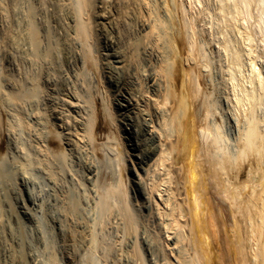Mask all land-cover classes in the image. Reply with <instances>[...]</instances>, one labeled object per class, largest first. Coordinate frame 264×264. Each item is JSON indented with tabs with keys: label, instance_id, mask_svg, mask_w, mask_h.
Instances as JSON below:
<instances>
[{
	"label": "bare ground",
	"instance_id": "obj_1",
	"mask_svg": "<svg viewBox=\"0 0 264 264\" xmlns=\"http://www.w3.org/2000/svg\"><path fill=\"white\" fill-rule=\"evenodd\" d=\"M100 1L101 4L105 2V0ZM110 1L112 3L108 7L115 8L118 17L125 20H128L124 17L129 13V6L131 8L134 2L138 3L139 6L136 8L139 7L140 12L142 11V19H139L141 21L138 30L146 31L145 34H142L144 36L142 37L143 41H141L144 49L142 51L143 56H145L143 61H146V65L144 64L145 61L143 62L145 69L142 65L141 68L143 69L136 72V68L132 67L135 64L133 65L130 60L136 59L135 47L130 48L128 53L121 52L119 54V51H115L113 54H104L106 57L115 58L118 62L121 59L120 63L126 62V70L131 68L130 81L127 83L120 80L121 70H111V81L114 84L116 94L115 101L116 105L123 110L121 122L125 127L124 134L126 135L121 133L112 104L114 102H112L108 94L109 91L103 82L104 71L99 64V62L101 63V60H98L99 55L97 51L95 52L91 48L93 44H91L90 38L93 34L90 33L92 24L89 10L92 7L93 0H77L75 24L80 47L84 49L81 50L84 51L87 64L95 68L97 82L101 86V90L97 99L89 101H85L86 99L83 101L82 98L72 93L65 94L62 103L58 102L61 109H59L61 111L59 117H63L61 123L66 126L65 131L67 133L64 129L59 130L57 123L52 122L49 116L48 121L46 118L43 120V122L47 121V126L42 127L44 129L47 127L48 130L39 132L40 129L37 133L35 132L34 141L44 148L47 156L54 151L52 145L57 144L59 148H56L61 150L59 151L60 155H64L63 158H65L66 151L73 150L74 143L79 145L78 141L74 142V138L72 140L74 134L71 133L73 132H75V135L83 132L81 135L82 140L86 139L87 136L88 140L90 139L89 141L92 142L104 139L113 142L114 144H111V146H116L117 184L113 186L111 184V188L109 187L110 189L106 190L103 205L95 202L106 208L109 207V205L107 206V199L110 193L118 195L125 205L126 215L123 213L124 220L127 218L128 223L132 226L136 222L135 216H139V214L135 215L133 210L149 217L154 215L155 210L163 215V209L169 215V218H172L173 226L177 230L171 238L173 251L180 252V248H184V253L189 252L190 255L189 257L188 255L186 257L177 255L180 263H214L212 247L213 243H216L220 238L228 258V264H264V0ZM150 2H152L151 4L157 3L158 11L151 10ZM85 13L88 16L86 18L84 17ZM104 13L106 14V12ZM105 14L99 12V14H96V18L109 20V17L104 16ZM98 23L100 24V22ZM22 30L21 32H23ZM32 32L31 35H35V31ZM33 42L37 44L36 40H33ZM140 45L138 43V46ZM33 47L35 49L31 47V50L38 49L35 46ZM213 65L216 68L214 70H217L220 74L219 78L223 83L222 85H224V89H218L220 86L217 85V89L209 92L207 87L215 85L211 76L214 71L212 70ZM113 68L116 70L119 67L114 66ZM212 74H215V72ZM12 77L7 71V67L5 68L4 65L0 64V264H20V260L15 255L16 247L19 244L15 234L18 223L15 214L16 207L20 209V213L33 220V232L36 242L48 245V248L49 246L55 248L53 244L56 236L53 237L54 233L47 225V220L43 219L44 216H37L38 211L36 209H41L42 206L36 203L37 201L32 192L29 193L32 190L28 191L27 186L30 185V180L27 179L29 178L27 175L21 177L19 183L24 191L28 193L27 201H30L31 205H26V200L24 201L19 197L20 193L16 181V172L19 170L17 168V161H19L17 150L19 148H17V141L15 140L17 110H15L14 105L21 98L35 97L40 90H37L33 84L32 87L34 88L30 91V85L26 86L27 88L29 86L27 91H20L22 88L17 89V82L15 81V83V79ZM214 77L216 76L214 75ZM217 81L216 83H220V80ZM43 89L41 92L45 91V88ZM39 95L37 98L40 99ZM41 98L43 104L51 102L49 94ZM26 99L24 98V101ZM31 100L30 102H32ZM30 102L29 105H31ZM30 107L35 108V104ZM43 110L40 111L43 112ZM38 114L42 115V113ZM37 117L34 116L32 121H39ZM53 119L55 121L56 119L61 120L57 116H53ZM103 119L106 123L104 126L108 127V132L104 134L101 132L104 130L101 125ZM223 121L228 122V125L233 129L234 135L232 134L231 141L227 138L228 135L223 132V129L228 126H223L222 129ZM41 122L42 120L39 123ZM38 124L37 126H39ZM32 126L28 127L32 130ZM95 128H98V131ZM26 134L29 135L28 132ZM123 135L127 140L129 149L124 145ZM107 141L106 143H108ZM32 143L30 145H33ZM23 147L27 148V146ZM30 152L34 154L35 151ZM39 152L38 156H40ZM44 152L40 154L45 156ZM67 156L68 154L66 158H68ZM52 158L54 157H51V161ZM42 160L45 161V159ZM127 161L131 162L132 167H127ZM37 162L36 166H39ZM84 166L86 167V164ZM160 167L165 168L163 174L160 172ZM86 168L89 172L87 175H90L93 172L92 168H90V165L89 168ZM127 170L135 172L134 184L137 187L130 183L126 174ZM74 173V175L77 174ZM68 174L71 176L70 173ZM78 178L80 179V177ZM87 178L89 179V177ZM149 178H155L160 182L169 181V199L165 200L163 208H161L155 197L157 188L155 183L157 182H151L152 180H150L153 185L149 186ZM82 179L81 182H84L85 179H83L84 181ZM206 181L210 182L209 185L213 187L219 198L223 197L224 200L228 201L223 208L210 205L206 196V185L208 184H206ZM129 190L135 193V202L131 203V206L129 204L130 197L127 195ZM137 197H140V199ZM115 200L117 202V199ZM115 200H112L113 203ZM48 202L50 206L54 202L57 204V200L54 198ZM98 207L100 208V206ZM51 221L56 223L55 219ZM135 229H137V226ZM91 230L93 229L91 228ZM29 239L31 240V238ZM30 240L27 237V240L21 242L22 248L26 251L21 264H45L42 261L43 259H39L37 247V254L34 247V250L32 249ZM166 242L168 241L166 240ZM187 248H189V251H187ZM181 253L183 254L182 250ZM167 254L165 253V256H168ZM48 261L49 264H59L54 253H51ZM68 262L72 264L70 260Z\"/></svg>",
	"mask_w": 264,
	"mask_h": 264
},
{
	"label": "rangeland",
	"instance_id": "obj_2",
	"mask_svg": "<svg viewBox=\"0 0 264 264\" xmlns=\"http://www.w3.org/2000/svg\"><path fill=\"white\" fill-rule=\"evenodd\" d=\"M20 1L21 0H18V1L17 0H0V47H1L0 48V58H1L0 64H2V66L4 65L5 68L7 67V71L9 72L11 77L14 76L12 78L15 79L14 82L15 81L17 82L16 84L18 85L17 89L22 88L20 91H27L29 86L28 88L26 86L30 85L29 91L35 87L37 88V90H40L38 91L39 93L41 94L43 92L44 93L42 95L41 94L39 95V93H37L40 99L37 98L38 95L35 96L36 98L34 96H31V98L24 97L25 99L27 98L25 101H24V98H21L19 102L17 101L14 105L15 110H17L16 111L17 112L16 113V117H17L16 123L17 124L15 127L16 129L15 130V135H16L15 140L17 141L16 142V145L18 146L17 148L19 149L21 148L20 150L19 149L17 150L18 153L20 154L18 156V153H17V159H19V161H17L18 163L17 168L20 171L17 170L16 172V177H17L16 181L18 185L17 187L19 189L18 191L20 193L19 197L24 199V201L26 200V205H31L30 201H27V197L29 196L28 193L24 191V188H22L19 183L21 177L23 176L26 177V175L29 177L27 178L28 180H30L29 182L30 185L27 186V188L29 189L28 191L32 190L29 193L32 192L33 197L37 201L36 203L42 206L41 209L40 208L36 209V211L39 212V213L37 212V216L43 215L44 216L43 219L45 221L47 220L46 221L47 225L51 228V232L54 233V234L52 233L53 237L54 235L57 236V237L55 236L54 238L53 245L55 246V248H52L50 246L48 248V245H45V244L42 245V243L36 242L35 235L33 232L34 230L33 220L23 215L22 213H20V209L16 207L15 214L17 216L18 223L16 226L15 234H16V238L19 244L16 247L15 255L18 258V260H20V264L23 262V256L25 255V252H26L22 248L21 242L23 240H27V237H28V240H30L29 238H31L30 244L32 242L31 244L32 249L34 247L35 250L34 249L33 250L36 251V247H37V251L39 250L38 251L39 259L40 260L43 259L42 261H44L45 264H49L48 258L50 257L51 253H54L56 255L59 264H62V263L69 264L68 260H70L71 261L70 263L72 264H85V263L86 264H95V263L96 264H178V263L183 264V263H180L177 255H179L180 257H186L188 255L189 257L190 256L189 252L187 254L184 253V248L183 249L180 248V252L177 250L173 251L172 249L173 246H171V243H172L171 238L173 237V235H175V232L177 230L175 229V226H173L174 223H172V218L171 217L169 218V215H167V213H165L163 209H162L163 215L159 214L158 213L159 211L155 210L154 215H153L154 217L152 215L149 217L145 215H141L142 213H139L138 211L133 210V213L135 212L134 213L135 215L139 214L138 217L135 216L136 222L134 225L137 226V229H135L136 226L134 225L132 226L131 224H129L126 216H125L126 219L124 220L123 216L124 214L126 215L125 210H124L125 205L122 202V199L118 197V195L110 193V196L107 199V206L109 205V207L103 208V206H101L104 203V196H105L104 194H106L105 193L106 190H109L111 188V184L112 186L117 184V179H118L117 177L118 175L117 158H116V150H115L116 146L115 145L114 146L112 145L113 147L111 146V144H114L113 142H108L105 139L92 142V141H89L90 139L88 140L87 136H86V139L82 140L81 135L83 132L78 133L79 135H75V132H73L71 133V134H74L72 137V140L75 139L74 142L78 141L79 145L73 142L74 152L73 150L66 151L67 152L66 155L68 154L67 156L68 158H66V155H65V158H63L62 156L64 155H60L61 150L57 149L59 148L57 144L52 145V147L54 148L53 149L54 151L53 153H49V156H47L46 153L44 152V148L39 144L37 145V142L34 141L35 132L37 133L40 129L41 131L39 132H43V130L45 132L46 129L48 130L47 127L45 129L42 127L44 125L47 126V121L50 118L52 122L57 123L56 125L58 126L59 130L64 129L65 131L66 126H63L61 123V121L63 122V119H62L63 117H59L60 116L59 113L61 112L60 103H62V99L65 94L67 93L75 94L76 96L82 98L83 101L85 99H86L85 101L95 100V98L97 99V97L99 96L98 94L101 90V86L97 82V74H96L94 66L91 67L89 66V64H87L86 62L87 59H85L86 57L84 55V51H82L84 49L83 47H80V40L78 38L79 35H78V31L76 30V24H75L76 16H77V12L75 10L78 7L77 6L78 2L76 3L77 0H22L21 2ZM111 3L112 1L110 0H105V2L102 4L100 0H93L92 7L89 10V13L91 15L90 16L91 24L93 25V26L91 25V29L93 32L90 31V33H92L93 35H91L90 40H91V44H93L91 45V48H93L95 52L97 51L99 55L98 60H101V63L99 62V64L104 71L103 82L109 91L108 94L111 97L112 102H114L112 104H113V108H114V111H115V114L118 120V125L120 126L121 133L124 134L125 127L123 126L121 122V119H122L121 115L123 114V110H121L116 105L115 87L111 81L112 80L111 72L113 70L114 71L121 70L122 76L121 78L120 77L119 78L123 83L124 82L127 83L130 81L131 68L126 70L127 69L125 68L127 66L126 62L120 63L121 59L118 62L115 60V58L106 57L104 54H113V52L115 53V51L117 52L119 51L120 52L119 54H121V52L128 53V51H130V48L132 49L135 47L134 49L136 52L135 53L136 59L130 60L132 61L133 65L135 64L132 67L136 68L135 70L136 72L137 70H142L143 68L145 69L146 67L143 65V62L145 61V60L143 61V59H145V56H143L144 54L142 52L144 49H143V43L141 41H143L142 37L144 36V35L142 36V34H145L146 31L138 30L139 29L138 26L141 21L139 19L140 18L142 19V16H141L142 11L140 12L139 7L136 8L137 6H139L138 3L134 2L131 8L129 6V9H128L129 13H127V16L124 17L130 21L119 18L116 12V9L115 8L112 9L111 7H108V5H111ZM151 3L152 2H150L151 10H154V12L158 11L157 3L156 4L155 3L151 4ZM103 11L106 12V14ZM99 12H102L103 14H105L104 16L109 17L108 18L109 20H106V19L103 20V19L96 18L97 17L96 14H99ZM136 16H140V17H136ZM84 17L85 18L88 17L86 13L84 14ZM116 17H117V20H116ZM119 19H122V20H119ZM98 22H100V24ZM29 26L32 27V31H35L34 32L35 35H31V33L33 32L31 31V27ZM21 28L24 30H22ZM21 30L23 32H21ZM29 35H31L32 37ZM19 37H22V38L19 39ZM75 37L77 38L75 39ZM31 39H32V42H31ZM24 40L26 43L24 42ZM29 40L31 43L29 42ZM33 40H36L37 44H34ZM17 42L18 43L23 42V43L18 44ZM138 43H140L142 46L141 45L138 46ZM37 45L39 46L37 47ZM30 46L33 49H35L33 46L37 47L38 49L35 50L36 51L35 52L34 50H31L32 48ZM145 63L146 61L144 62V64ZM114 66L119 67V68L115 70L113 68ZM214 69L216 68L213 65L212 70ZM132 72L134 73L133 70ZM214 72L215 74H212ZM212 73H211V76L213 79V84L215 85H213L212 87L210 86L207 87L209 92H212L214 89H217L218 86H220L218 87V89L224 87V85H222L223 83L221 82V79L219 78L220 74L218 73V71L214 70ZM214 75L216 77H214ZM219 80L221 84L216 83V81L219 82ZM24 88H26V90H24ZM43 88H45V91L41 92V90H44ZM46 94L50 95V99H51V102H49L50 104L49 103L46 104L45 102H44L45 104H43V101H41L42 100L41 97L45 96ZM55 98L57 99L59 98V99L57 100ZM29 99L30 100L33 99L31 100L32 102H30ZM40 101L42 102L43 105L41 104ZM29 102L31 103V105L28 104ZM34 104H35V108L30 107L32 105L34 106ZM57 104L59 105L56 106ZM43 107H45L44 110H43ZM57 109L58 110L60 109V110L58 111ZM40 110L41 111L43 110L44 114ZM46 110L48 111L46 112ZM38 113H42V115H39ZM233 113H235V111H233ZM30 116H32V118H30ZM34 116L35 117L38 116L37 118L39 121H36V122L32 121ZM49 116L50 118H48ZM53 116L54 117L57 116L61 120L56 119L55 121V119H53ZM45 118L47 121L43 122ZM41 120L43 123L42 122L39 123ZM31 122L34 124H32ZM222 123H223L222 129H223V126L226 127L229 124L228 122L225 123V121H223ZM37 124L39 126L41 125V127L39 128ZM101 125L104 127V130L101 131L102 134L107 133L108 127L104 126L106 125L104 119L102 120ZM28 126L30 127L32 126V130ZM36 127L39 129H37ZM226 129L229 132H226L227 131ZM95 130L98 131V128H95ZM232 130L233 129L230 125H228L227 128L223 129V132H225V134L228 135L227 138H229L230 141L232 139L231 137L234 135ZM26 132H28L29 135H27ZM65 133H67V131H65ZM227 133H230V134H227ZM124 135H123L124 145L126 146L127 149H129L127 140L124 138ZM28 141H31V142H28ZM100 141H103V142H100ZM106 141L108 143H106ZM31 143L33 145H30ZM228 143L229 142L227 141V144ZM22 145L25 147L27 146L28 149L32 148L30 151L32 152L35 151L34 152L35 155L31 153L27 148L25 149ZM83 145L85 146L83 147ZM30 146H33V147H30ZM34 147L35 148L37 147V149H35ZM24 150L26 151L23 152ZM41 150L43 151L39 152ZM37 151L39 152L40 156H38ZM43 152L45 153V156L41 155ZM130 153H131V150H130ZM113 154L116 160L113 157ZM50 156L54 157L52 158V161L50 160L51 159ZM19 157H21L23 160ZM27 157L28 159H26ZM41 157L42 159H45V161L42 159L40 160ZM70 157L71 158L73 157V158L71 159ZM46 158H48L49 160ZM67 159L69 160V162ZM43 161L46 163H44ZM36 162H37V165L39 166H36ZM56 164L57 165L59 164V165L57 166ZM61 164H63L64 166H62ZM85 164H86V167L88 168L90 165V168H92V171L94 173L92 172L90 175L89 174L87 175V173L89 172L87 171V168L84 166ZM126 164L128 168L132 167L130 161H127ZM19 165L21 167H18ZM33 166L34 168H32ZM160 170L162 174L165 172L164 167H160ZM69 171H72V172H69ZM74 172L77 173L76 174L77 176L74 175L75 174ZM68 173H70L71 176H69ZM126 174L130 180V183L136 186L134 184L135 172L131 170H127ZM82 176H85L86 178ZM78 177H80V179ZM87 177H89L90 180ZM81 178L85 179V181L82 179V181L84 182H81ZM78 179L80 180V182ZM150 180H152L151 182H157L155 183L157 184L156 185L157 188L155 187L156 188L155 197L158 203H160L161 208H163L165 204L164 203L165 200L169 199V194H170L169 181L168 182L162 181L163 182L162 183L160 182V180H155V178L154 179L149 178L148 180L149 186L153 185V183H151ZM33 184H34V187H33ZM206 184H207L206 185V188H207L206 196L208 198L210 205L214 207L220 206V208H223L224 205H226V202L228 201L224 200L223 197L219 198L215 194V190L213 189L211 185H209L210 184L209 181H206ZM96 188H99V189H96ZM127 195L130 197L129 204L131 206V203L135 202L134 200L135 193L129 190ZM53 198L57 200L56 202L57 204H55L54 202L51 204L52 206H50L48 201L52 200ZM115 199H117V202ZM138 199H140V197ZM112 200H115L114 203ZM95 201L97 203H100L101 205L97 204ZM118 202L121 203L122 205L119 204ZM18 205H19V201H18ZM74 205L75 207H73ZM98 206H100V208ZM168 209H169V206H168ZM226 213L228 215L227 210H226ZM142 216L143 218H141ZM147 217L150 219H148ZM53 219L56 220V223H53L51 221ZM91 228L93 230H91ZM157 228L158 230H156ZM27 232H29L30 234ZM218 239L219 240H217L216 243L215 242L213 243V247H212L213 262L215 264H228V258L223 249L222 240L220 238ZM166 240L168 242H166ZM167 244H170V245H167ZM184 247L186 248L185 245ZM187 249L186 250L189 251V248ZM42 250L44 254L43 252H41ZM181 250L183 251V254L181 253ZM34 251L33 253H35ZM37 251H36V254H37ZM40 252L42 253V256ZM165 253L166 254L168 253L167 254L168 256H165ZM153 255L154 257H152ZM88 257H90L91 259ZM150 259H151V262H150Z\"/></svg>",
	"mask_w": 264,
	"mask_h": 264
}]
</instances>
